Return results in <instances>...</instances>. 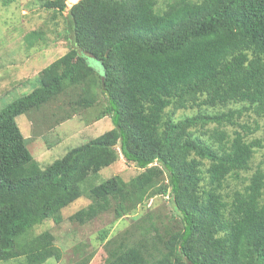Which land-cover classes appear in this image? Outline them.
<instances>
[{"label": "trees", "instance_id": "trees-1", "mask_svg": "<svg viewBox=\"0 0 264 264\" xmlns=\"http://www.w3.org/2000/svg\"><path fill=\"white\" fill-rule=\"evenodd\" d=\"M156 2L46 1L64 19L68 48L39 71L37 86L0 109V264L59 261L53 234L31 230L45 219L59 223L82 185L119 154L143 170L127 181L89 182L91 202L69 218L85 223L111 208L122 217L161 194L177 219L108 241L103 264H264V171L225 190L262 146L235 120L245 111L264 119V0ZM62 94L75 96L66 118L94 108L96 120L109 117L113 127L42 167L16 117ZM217 107L228 109L207 111ZM192 108L193 115L173 116ZM227 124L243 132L230 135L221 129Z\"/></svg>", "mask_w": 264, "mask_h": 264}, {"label": "rangeland", "instance_id": "rangeland-1", "mask_svg": "<svg viewBox=\"0 0 264 264\" xmlns=\"http://www.w3.org/2000/svg\"><path fill=\"white\" fill-rule=\"evenodd\" d=\"M46 1L49 0H12L3 4L0 0V109L13 98L26 94L37 86L39 71L68 48V41L64 36V19L53 16L52 10L45 6ZM77 1L66 0V7L69 8ZM156 1V6L163 7L168 0ZM34 30L37 34L30 38L29 32ZM74 97L59 95L57 100L43 104L40 109L16 117L20 131L27 138L28 149L42 167L63 155L69 148L113 127L109 117L96 120L94 108L80 109L66 118L64 111L68 108L70 99ZM227 107L239 109L242 104L231 103ZM228 108H209L207 111L213 113L217 109ZM194 113L195 108L179 109L175 110L173 116L178 119ZM235 121L252 131L247 140L258 139L262 146L256 148L253 153L251 169L248 172H242L238 179H228L225 189L228 193L241 189L248 182L246 178L255 169L264 171V119L251 111H245ZM221 129L230 135L235 130L243 132L237 125L227 124ZM248 129L246 130L249 131ZM200 137L207 139L204 134ZM141 170L143 169L135 164L126 162L119 154L113 163L101 168L97 176L91 177L89 182L97 184L115 175L127 181ZM88 183L82 185L83 194L61 210L62 220L59 223L45 219L31 230L32 235L43 231L53 234L54 244L62 253L59 261L48 258L42 264H103L109 247L108 241L120 240L126 231H131L132 239L138 238V232L143 231L149 223L169 227L177 219L168 197L155 194L122 217H116L111 208L85 223L72 221L69 217L91 202L86 196ZM103 233L105 238L101 239ZM20 262H23V257L7 261L8 264Z\"/></svg>", "mask_w": 264, "mask_h": 264}, {"label": "water", "instance_id": "water-1", "mask_svg": "<svg viewBox=\"0 0 264 264\" xmlns=\"http://www.w3.org/2000/svg\"><path fill=\"white\" fill-rule=\"evenodd\" d=\"M88 63L93 64L95 69L100 70L101 69V64L95 61L94 59L87 58L86 59ZM95 61V62H94Z\"/></svg>", "mask_w": 264, "mask_h": 264}]
</instances>
